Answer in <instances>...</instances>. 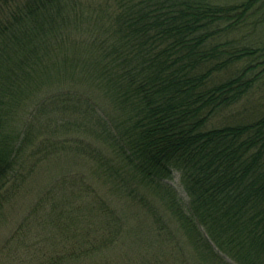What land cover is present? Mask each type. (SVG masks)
I'll list each match as a JSON object with an SVG mask.
<instances>
[{"label": "trees", "instance_id": "16d2710c", "mask_svg": "<svg viewBox=\"0 0 264 264\" xmlns=\"http://www.w3.org/2000/svg\"><path fill=\"white\" fill-rule=\"evenodd\" d=\"M222 1L0 0V197L33 128L9 140L8 114L72 81L88 91L60 101L85 130L79 148L106 178L156 197L139 200L161 205L158 237L175 235L183 251L179 231L197 264H264V113L207 129L261 81L264 0ZM58 99L49 91L40 106ZM176 173L187 201L169 184ZM101 199L74 211L37 204L0 264L83 263L114 245L118 214Z\"/></svg>", "mask_w": 264, "mask_h": 264}, {"label": "rangeland", "instance_id": "374dc122", "mask_svg": "<svg viewBox=\"0 0 264 264\" xmlns=\"http://www.w3.org/2000/svg\"><path fill=\"white\" fill-rule=\"evenodd\" d=\"M218 2L224 3L222 0ZM260 78L261 81L255 84L246 97L220 112L207 129L226 124L250 123L258 119L264 113V74ZM73 90L88 92L72 81L57 82L23 100L18 108L8 114L9 140H15L21 135L26 124L33 125V128L29 139L18 152L20 164L0 197L7 198L0 211V247L37 204L42 203L49 211L52 206L74 211L77 205L86 208L88 202L93 203V198H106L114 204L118 214L116 243L95 252L83 263L77 261L71 264H197L179 231L178 237L185 246L183 251L178 248L177 244L180 243L175 235L158 237L152 213L159 215L161 205L157 202L158 207L151 210L144 206V201L139 200L148 198L150 203L156 197L143 190H139V194L135 189L136 194L134 190L130 192L122 188L121 176L106 178L88 160L85 151L79 148L82 143L79 144L77 139H88L85 130L74 127L78 117L72 116L70 112H62L60 102L66 93ZM49 91L60 99L46 103L48 106H40ZM118 184L119 193L114 190ZM169 184L179 198L188 200L178 173L172 176ZM97 223L101 224L99 220ZM167 224L171 234L178 229L174 222ZM101 228L100 225L98 229ZM3 260L4 257L0 256V262Z\"/></svg>", "mask_w": 264, "mask_h": 264}]
</instances>
